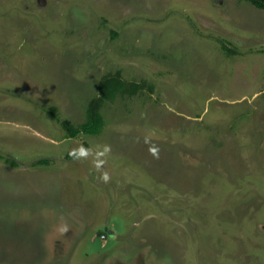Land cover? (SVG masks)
<instances>
[{
	"label": "rangeland",
	"instance_id": "374dc122",
	"mask_svg": "<svg viewBox=\"0 0 264 264\" xmlns=\"http://www.w3.org/2000/svg\"><path fill=\"white\" fill-rule=\"evenodd\" d=\"M0 264H264V10L0 0Z\"/></svg>",
	"mask_w": 264,
	"mask_h": 264
},
{
	"label": "trees",
	"instance_id": "16d2710c",
	"mask_svg": "<svg viewBox=\"0 0 264 264\" xmlns=\"http://www.w3.org/2000/svg\"><path fill=\"white\" fill-rule=\"evenodd\" d=\"M254 8L264 10V0H242ZM98 97L92 100L86 111V120L83 124L74 128L68 121L63 123V128L69 138H76L80 134L95 136L98 135L103 126L100 110L106 101H111L118 95H135L142 89V84L127 83L120 79L119 73L114 76H107L100 80L97 87ZM47 160H40L38 164H47Z\"/></svg>",
	"mask_w": 264,
	"mask_h": 264
},
{
	"label": "clouds",
	"instance_id": "9594fccd",
	"mask_svg": "<svg viewBox=\"0 0 264 264\" xmlns=\"http://www.w3.org/2000/svg\"><path fill=\"white\" fill-rule=\"evenodd\" d=\"M110 151L108 147H105L102 152L99 153V155H105ZM150 151L155 152V149H150ZM91 154L90 149H85L83 147H80L78 150L73 149V151L70 153V155L76 157V158H87ZM99 167V165H97ZM110 177L107 173H104L102 176V180L107 183L109 181ZM63 231H67V228L65 227Z\"/></svg>",
	"mask_w": 264,
	"mask_h": 264
},
{
	"label": "built area",
	"instance_id": "2783aa9c",
	"mask_svg": "<svg viewBox=\"0 0 264 264\" xmlns=\"http://www.w3.org/2000/svg\"><path fill=\"white\" fill-rule=\"evenodd\" d=\"M102 239H104V236H101Z\"/></svg>",
	"mask_w": 264,
	"mask_h": 264
},
{
	"label": "water",
	"instance_id": "95a60500",
	"mask_svg": "<svg viewBox=\"0 0 264 264\" xmlns=\"http://www.w3.org/2000/svg\"><path fill=\"white\" fill-rule=\"evenodd\" d=\"M110 234L112 235L113 233H112V232H110Z\"/></svg>",
	"mask_w": 264,
	"mask_h": 264
}]
</instances>
